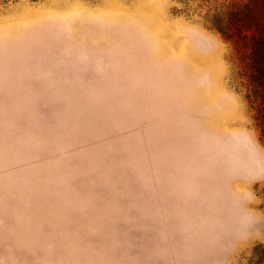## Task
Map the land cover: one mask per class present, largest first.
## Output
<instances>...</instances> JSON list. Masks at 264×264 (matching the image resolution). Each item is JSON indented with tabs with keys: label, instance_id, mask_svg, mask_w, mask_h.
Here are the masks:
<instances>
[{
	"label": "rangeland",
	"instance_id": "rangeland-1",
	"mask_svg": "<svg viewBox=\"0 0 264 264\" xmlns=\"http://www.w3.org/2000/svg\"><path fill=\"white\" fill-rule=\"evenodd\" d=\"M249 2L0 0V264H264Z\"/></svg>",
	"mask_w": 264,
	"mask_h": 264
},
{
	"label": "trees",
	"instance_id": "trees-1",
	"mask_svg": "<svg viewBox=\"0 0 264 264\" xmlns=\"http://www.w3.org/2000/svg\"><path fill=\"white\" fill-rule=\"evenodd\" d=\"M229 17L225 23L212 21V26L235 47L264 141V0L235 5Z\"/></svg>",
	"mask_w": 264,
	"mask_h": 264
},
{
	"label": "bare ground",
	"instance_id": "bare-ground-1",
	"mask_svg": "<svg viewBox=\"0 0 264 264\" xmlns=\"http://www.w3.org/2000/svg\"><path fill=\"white\" fill-rule=\"evenodd\" d=\"M145 22H146V20H145ZM148 24H150V23H148ZM152 25H154V24H152ZM206 64H208V63H206ZM211 64V63H210ZM209 65V64H208ZM212 105V104H211ZM211 105H209V106H211Z\"/></svg>",
	"mask_w": 264,
	"mask_h": 264
}]
</instances>
